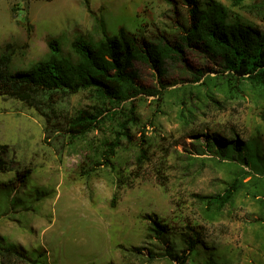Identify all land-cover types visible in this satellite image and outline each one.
Wrapping results in <instances>:
<instances>
[{"label":"rangeland","instance_id":"374dc122","mask_svg":"<svg viewBox=\"0 0 264 264\" xmlns=\"http://www.w3.org/2000/svg\"><path fill=\"white\" fill-rule=\"evenodd\" d=\"M221 1L264 27L244 7ZM98 15L111 34L123 26L174 37L185 10L174 12L165 0H0V54L12 52L13 72L48 56L54 38L61 54L72 56L71 44L79 34L101 37ZM137 67L139 81L154 86L152 69L141 63ZM197 70L215 75L221 66L196 51L173 65L166 82L174 84L163 98L141 94L136 99L140 120L133 140L116 149L112 167L101 165L90 174L84 172L91 153L86 145L56 149L44 141V116L15 98L0 96V143L10 145L18 163L0 172V236L33 255L45 250L49 264H176L167 257H149L147 249L159 251L148 235L151 215L167 225L170 245L178 252L188 227L201 233L198 253L184 264H249L264 254V207L253 195L254 186L264 183L262 101L254 93L235 98L217 94L218 101L183 96V89L196 84ZM89 103L86 92L71 97L73 108ZM109 131L104 127L91 133L92 142L98 145ZM143 131L149 160L139 165L137 143ZM200 132L223 138L237 134L251 141L262 160L259 168L245 166V173L229 158L193 154V135ZM236 177L243 179L244 188L210 217L196 194L218 193Z\"/></svg>","mask_w":264,"mask_h":264},{"label":"trees","instance_id":"16d2710c","mask_svg":"<svg viewBox=\"0 0 264 264\" xmlns=\"http://www.w3.org/2000/svg\"><path fill=\"white\" fill-rule=\"evenodd\" d=\"M165 1L174 12L178 7L185 10L184 18L176 25L178 31L174 37L165 32L147 35L144 31H130L123 26L116 34H111L104 18L98 15L96 22L101 37L79 34L71 44L72 56L61 54V45L54 38L48 56L27 70L13 72L10 67L12 52L6 49L0 54V96L15 98L44 116V141L56 149H62L64 144L86 145L91 152L84 169L87 174L101 165L112 167L116 149L123 141L134 138L133 130L140 120L136 99L145 94L159 100L170 84H174L166 82L170 69L182 64L191 51L218 62L221 70H216L215 75L197 70L193 76L196 84L183 89V96L195 94L199 101H218L217 94L235 98L254 93L262 101L260 116L264 120V27L235 12L221 0ZM231 2L264 21V0ZM137 63L152 69L157 80L154 86H145L139 81ZM80 92L89 95L90 103L73 108L71 97ZM183 102L186 101L183 99ZM104 127L110 129L109 134L95 145L90 134L102 131ZM143 132L137 143L139 165L149 160V141ZM193 136V154L198 156L209 153L220 160L229 158L231 160L227 161L237 162L245 173V166L255 170L259 168L257 163L262 161L253 143L240 139L237 134L230 138L208 132ZM11 151L10 145L0 143V172L11 171L17 166ZM244 186L243 179L236 177L218 193L196 196L209 216H216L233 202ZM254 187L253 195L264 207V183ZM117 198L115 194L112 205ZM149 219L148 235L159 248V251L147 249L151 260L167 257L176 264H184L191 254L198 253L201 233L197 229H186L181 237L184 247L178 252L170 245L167 225L155 216L150 215ZM0 264L49 262L45 250L33 255L0 236Z\"/></svg>","mask_w":264,"mask_h":264},{"label":"crops","instance_id":"0c3cea01","mask_svg":"<svg viewBox=\"0 0 264 264\" xmlns=\"http://www.w3.org/2000/svg\"><path fill=\"white\" fill-rule=\"evenodd\" d=\"M256 259L254 260V257L252 260H250L249 264H264V254H259L258 256L255 257Z\"/></svg>","mask_w":264,"mask_h":264}]
</instances>
